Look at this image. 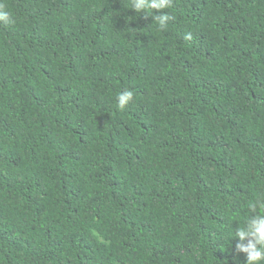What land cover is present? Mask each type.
Listing matches in <instances>:
<instances>
[{"label":"trees","instance_id":"obj_1","mask_svg":"<svg viewBox=\"0 0 264 264\" xmlns=\"http://www.w3.org/2000/svg\"><path fill=\"white\" fill-rule=\"evenodd\" d=\"M131 4L0 0V264H246L264 0Z\"/></svg>","mask_w":264,"mask_h":264},{"label":"clouds","instance_id":"obj_2","mask_svg":"<svg viewBox=\"0 0 264 264\" xmlns=\"http://www.w3.org/2000/svg\"><path fill=\"white\" fill-rule=\"evenodd\" d=\"M172 4L173 0H132L131 7L136 12H143L146 9H169ZM153 19L161 30H165L172 17L168 12H162L154 14ZM0 21L14 23V18L9 11L0 10ZM116 99L118 108L124 109L133 99V92L125 89L117 94ZM248 208L249 215L235 227L232 235L238 238L235 250L245 254L246 264H264V196L250 201Z\"/></svg>","mask_w":264,"mask_h":264}]
</instances>
